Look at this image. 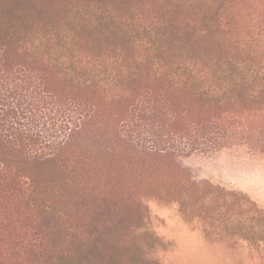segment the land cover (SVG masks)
I'll return each mask as SVG.
<instances>
[{
	"label": "trees",
	"instance_id": "1",
	"mask_svg": "<svg viewBox=\"0 0 264 264\" xmlns=\"http://www.w3.org/2000/svg\"><path fill=\"white\" fill-rule=\"evenodd\" d=\"M93 1L80 4L86 16L74 30L55 32L0 0V264H65L39 216L32 165L61 160L106 127L149 154L213 150L221 113L264 106V4ZM121 38L122 46L94 49ZM84 94L121 107L122 118L105 120ZM82 185L98 188L91 179ZM224 193L252 212L234 215L237 229L264 242V210L246 194ZM177 196L187 213L188 195ZM74 243L78 264H108L102 238L80 232Z\"/></svg>",
	"mask_w": 264,
	"mask_h": 264
},
{
	"label": "rangeland",
	"instance_id": "2",
	"mask_svg": "<svg viewBox=\"0 0 264 264\" xmlns=\"http://www.w3.org/2000/svg\"><path fill=\"white\" fill-rule=\"evenodd\" d=\"M5 1L17 13L41 16L42 29L55 32L74 30L86 16H80V4L94 3ZM233 1L252 9L264 4ZM33 3L48 12L38 13L36 7L30 11ZM52 16L63 25L51 22ZM122 39L98 43L94 49L122 46ZM84 95L99 104L105 120L122 118L121 107ZM218 127L221 145L190 155L149 154L117 141L106 127L104 137L73 143L61 160L32 165L39 216L55 247L66 253L64 263L78 264L74 242L81 232L105 241L102 254L108 264H264V242L252 244L233 223L237 212L251 215L250 208L224 193L246 194L264 210V106L223 112ZM90 179L98 188L82 185ZM178 192L188 195L187 213Z\"/></svg>",
	"mask_w": 264,
	"mask_h": 264
}]
</instances>
